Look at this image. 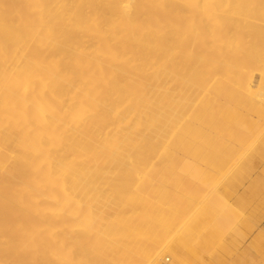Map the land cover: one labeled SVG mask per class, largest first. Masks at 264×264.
Listing matches in <instances>:
<instances>
[{"label":"bare ground","instance_id":"6f19581e","mask_svg":"<svg viewBox=\"0 0 264 264\" xmlns=\"http://www.w3.org/2000/svg\"><path fill=\"white\" fill-rule=\"evenodd\" d=\"M162 73L195 96L211 129L255 132L264 0H0V264H160L164 253L167 264H195L218 252L195 250L220 218L209 223L207 199L225 204L262 162L193 145L192 106L163 161L161 92L170 98L174 87ZM197 196L206 204L195 207ZM217 255L201 264H225Z\"/></svg>","mask_w":264,"mask_h":264},{"label":"rangeland","instance_id":"374dc122","mask_svg":"<svg viewBox=\"0 0 264 264\" xmlns=\"http://www.w3.org/2000/svg\"><path fill=\"white\" fill-rule=\"evenodd\" d=\"M168 22H165V20H164V22L162 23V29H164V28H166V27H168V24H167ZM175 59V57L174 56H172L171 57V61H173ZM165 65H166V57H164L163 58V60H162V67L164 68L165 67ZM259 72L258 71H254L253 72V76H254V80H255V82H258V79H259ZM161 81L165 84V82H167L168 83V85L171 87V86H173L174 87V90H173V93L171 94V96H170V98H167L166 96H165V94H164V91L162 90V92H161V113H160V133H161V137H160V141H161V157H162V160L163 161H168V160H170L174 155H176V152H177V146L174 144V142H175V131L177 130V127H178V124H179V121H178V116L180 115V113H182L183 112V110L185 109V108H187V106H192L193 108H195V109H197V111L195 112V115L193 116V122L195 123V132H194V137H193V140H192V143H193V145H195V146H200V145H203V146H206V147H208L211 151H214V152H216V153H220L221 151L222 152H229V153H233V152H235V151H237V152H239V154H241V156L243 157V156H249V155H251V156H255L256 157V159L258 160L257 162H259V161H261L262 162V165L259 167V168H261L262 170H264V168H263V166H264V122L261 124V122L262 121H264V114L262 115V114H260V113H258L259 115H257V114H255L253 117H254V125H255V123H257L258 122V124H257V126L259 125V124H261V125H259L260 127L258 128H256L255 129V132H254V130L252 131V129L250 128H247V126H242V127H246L245 128V130H247V131H245L244 130V128H243V130L245 131V132H242L241 131V128H240V131L239 130H237L235 127L233 128V130L232 131H228V130H226V131H222V130H219V129H217V128H215V129H211V127L205 122V120H204V118L201 116V111L197 108V106L199 105V101L197 100V99H195V96L189 101L185 96H183V95H181V94H179V93H177V92H175V90H177V84H176V82L175 81H172L171 79H170V77L168 76V75H166V73H162V75H161ZM188 86H187V84H185L184 85V87H183V89H185V88H187ZM201 103L202 104H205L206 102H204V101H201ZM202 104L200 105V106H202ZM259 116H261V117H259ZM259 117V119L257 120V118ZM261 118V119H260ZM255 119H256V121H255ZM261 120V121H260ZM256 127V126H255ZM228 163V165H226L227 166V168H229V170H230V168L232 169V167H233V164H232V162L230 161V162H227ZM261 169H259V170H261ZM259 171V173L260 174H262V175H260V177H258L259 176V174H257V172H253L252 173V176H256L255 177V179H254V177H250V179H245L244 180V182H242L243 184H241L240 186H238L237 187V190H238V194H236V193H233V195L231 194L230 195V197L229 196H227L228 197V199H222V201H224V203L225 204H222V202H221V198H224V197H220V199L218 198H216V197H213V198H215L216 199V201H215V199L213 200V198H211L210 196H209V198H211L212 200L211 201H213L214 202V204L212 203V202H209V199H207L208 200V205H210V207H211V210L212 209H214V210H216V211H223L224 209L226 210V211H224V213L223 212H220V213H218V212H213V210L212 211H210L209 209H210V207L208 208V207H206V208H208V210L210 211V212H212V213H210L207 209V216H208V220H209V223H213V222H211V220L212 219H214L215 218V214L217 213V215L219 214V216H220V218L217 216V218H218V221H219V219L220 220H222V221H219L220 223H221V226L223 227V228H221V226H220V224L218 225L217 224V222H215V220H217V218L214 220V223L213 224H211V227L213 226V228H211V229H213V230H211L212 232V234L211 235H213L214 236V232H216V233H218L217 235H222V236H220V237H214V238H216V239H213V236L211 237L212 239H210L209 238V240L207 241V243L206 242H204V243H197L196 244V246H195V248H197V249H195L198 253L199 252H201L202 250L201 249H203L204 250V247H207V249H209V250H211L212 248H213V246H214V250H216V251H218L217 253H218V255L221 253V255H217V253H215V251H213L215 254H213L212 255V251L208 254V253H205L204 251H202L201 252V255H202V257H205L206 256V258H202L200 255H198L199 257H201L202 259H199L200 260V262H199V260H195V259H193V263H195V264H201L202 263V261L201 260H210V261H212V262H215V260H214V258H216V256L215 255H217V258L218 257H220V258H223L224 259V263L225 264H229L231 261H229L230 259L231 260H233L234 261V264H240L241 263V260L238 262V261H236V260H238V258L239 259H241V258H245L246 256H247V254H249L248 256L250 257V256H252L251 257V259L252 260H250V258H248V256L245 258V259H247V260H245V262H244V260H242L243 262V264H246L247 262L246 261H252L251 262V264H264V262H260L259 263V261L258 260H260V261H263L262 259H260V258H264V256H263V254L262 253H264V251H262V253L261 252H259L260 250H264V237H262V236H264V235H262V234H264V205H262V204H264V189H263V187H264V180L262 179V178H264V174L262 173V172H264V171ZM255 173V174H254ZM263 176V177H262ZM252 178V179H251ZM257 178V179H256ZM263 180V181H261V186H262V189H261V191H259L258 193V195H256L257 194V191H252V192H254V196L255 197H253L251 200H247L246 199V195H248L247 194V192L249 193V194H251L250 192V190L248 189V187L249 188H251V186H252V180ZM250 180V181H249ZM242 187H245L246 188V191H245V188H242ZM247 189L250 191H247ZM244 190V192H241V191H243ZM241 192V193H240ZM262 192V193H261ZM242 193H244L245 194V197L243 198V196H244V194H243V196L241 195ZM253 194V193H252ZM251 194V195H252ZM235 195H238V196H236L235 197ZM240 195H241V197H240ZM215 196V195H214ZM185 198H186V196H184ZM183 197V198H184ZM194 197H196V196H194ZM198 197V196H197ZM217 197H219V196H217ZM234 197V198H233ZM239 197V199L238 200H236V198H238ZM248 197H250L251 198V196H249L248 195ZM184 198V199H185ZM198 198H200V199H202V200H197ZM198 198H196V199H192L194 202H193V204H195L194 206L196 207V206H199V204H196L198 201L200 202V204H202V202L204 201V204H206L205 203V201L207 202V200H205L206 198H208V196H206V198L205 197H198ZM233 198V200L234 201H232L231 199ZM250 198H248V199H250ZM186 199H189V198H186ZM204 199V200H203ZM240 199H242V202H245L246 204V206L242 203V202H240L241 200ZM191 200V201H192ZM220 200V201H219ZM226 200H227V202H226ZM236 200V201H235ZM196 201V202H195ZM202 201V202H201ZM229 201V202H228ZM246 201H250V202H246ZM252 201V202H251ZM258 201V202H257ZM219 202V203H218ZM220 202H221V205L223 206V207H225V206H227V207H225L224 209H223V207L220 205V209L219 210H217V208L215 209L214 207L215 206H219V204H220ZM231 202L232 203H234V204H231ZM238 202H240V203H238ZM209 203H212V204H209ZM218 203V205H216ZM226 203H228L229 204V206H228V204H226ZM236 203H238V205H236ZM249 203V204H248ZM259 205V207L257 208V209H260V210H257L255 207H256V205L257 204ZM259 203H261V204H259ZM240 204V205H239ZM248 204V205H247ZM252 205V207L250 208V206ZM255 204V207L253 206ZM234 205H236V206H240V207H234ZM244 205V207H242ZM257 205V206H258ZM201 206V205H200ZM204 206H206V205H204ZM263 206V207H262ZM213 207V208H212ZM228 207H229V209H228ZM232 207H233V210H232ZM246 207V208H245ZM219 208V207H218ZM231 208V209H230ZM240 208H241V211H240ZM245 208V209H244ZM249 208V209H248ZM253 208H255V209H253ZM253 210V211H251V210ZM250 210V211H249ZM255 210V211H254ZM256 211H259V212H256ZM244 212V213H243ZM251 212V213H250ZM254 212H256V213H259V214H256V213H254ZM261 212V213H260ZM215 213V214H214ZM222 213V214H221ZM250 213V214H249ZM224 214H226V216L224 215ZM254 216H253V215ZM222 215H223V217H225V218H222ZM250 216V219L248 218L249 216ZM255 215L256 216H259V217H255ZM247 216V217H246ZM255 218V220L256 221H254L253 220V217ZM211 217V218H210ZM241 218H242V220H241ZM247 218V219H246ZM211 219V220H210ZM224 219V220H223ZM246 219V220H245ZM249 220V223L247 222ZM251 220V221H250ZM252 220L254 221V222H252ZM246 221V222H245ZM218 222V223H219ZM241 222H243V224L241 223ZM252 222V223H251ZM223 223V224H222ZM240 223H241V225H240ZM250 223L252 224V225H250ZM215 224V225H214ZM217 224V225H216ZM246 224V225H245ZM257 224V225H256ZM244 225V226H243ZM214 226H218V228L214 231V229L216 228H214ZM242 226V227H241ZM251 226V227H250ZM224 227H225V229H224ZM250 227V228H249ZM221 228V232H223V233H219V230L218 229H220ZM226 228H227V230L230 232H228L227 230H226ZM247 228H248V230H247ZM223 229H224V231H223ZM245 229V230H244ZM226 230V231H225ZM259 230V231H258ZM226 232V233H225ZM215 233V234H216ZM223 234H224V237H227V238H225L224 239V237H223ZM233 235V236H232ZM236 236V238H235V236ZM260 235H261V239L259 238L260 237ZM231 237V238H230ZM220 238V239H219ZM229 238V239H228ZM260 240H259V239ZM218 239L220 240V241H218ZM232 240V242H231V240ZM234 239L237 241H234ZM254 239H255V241L256 242H258L257 243V245H256V242L254 241ZM210 240H211V243L212 244H209L210 243ZM215 240V241H214ZM225 240V241H224ZM230 241V243L229 242H227V241ZM252 240L254 241V242H252ZM212 241H214L215 243H213ZM224 241V242H223ZM209 242V243H208ZM219 242V243H218ZM225 242H226V244H225ZM216 243H217V245H216ZM227 245L228 247H229V251L231 252V256L232 257H234V255L235 254H238V255H236L235 257H236V260H234L230 255H229V252H228V250H227V248H226V250L225 251H221L219 248H220V246L221 245ZM234 243V244H233ZM252 243H254L255 245V247L252 245V247H251V245L250 244H252ZM219 244V245H218ZM231 244V245H230ZM213 245V246H212ZM232 245H234L233 247H232ZM259 245V246H258ZM200 246V247H199ZM215 246H216V248H215ZM258 246V247H257ZM203 247V248H202ZM219 247V248H218ZM230 247L231 248H234V249H232V251H231V249H230ZM239 247V248H238ZM254 247V248H253ZM259 247L261 248V249H259ZM255 248H256V251H255ZM200 249V250H199ZM206 249V248H205ZM219 249V250H218ZM240 249V252L238 251ZM259 249V250H258ZM236 250V251H235ZM241 250L242 251H244V250H246V251H244L245 253H243V252H241ZM206 251V250H205ZM252 251V252H251ZM258 251V255H260L261 254V256L262 257H260V256H255V255H257L256 254V252ZM204 252V253H203ZM207 252H209V251H207ZM220 252V253H219ZM226 253V256H229V258L228 257H224L225 256V253ZM235 252V253H234ZM251 254H250V253ZM254 252H255V255H254ZM228 253V254H227ZM242 255V256H240V254ZM200 254V253H199ZM204 254V255H203ZM234 254V255H233ZM164 255H167L168 257H170V259H171V256H170V254H168V253H164ZM246 255V256H245ZM209 256H211V257H209ZM213 256H214V258H213ZM239 256V257H238ZM255 256V257H254ZM210 259H209V258ZM231 257V258H230ZM234 257V258H235ZM170 259H168V260H166V261H163L162 262V259L161 260H159L158 262L160 263V264H167L169 261H171ZM256 259V260H255ZM196 261V262H195ZM198 261V262H197ZM232 261V262H233ZM256 261H257V263H256ZM212 262H211V264H212ZM227 262V263H226ZM236 262H238V263H236ZM250 262H248L249 264H250ZM241 263V264H242ZM231 264V263H230ZM233 264V263H232Z\"/></svg>","mask_w":264,"mask_h":264}]
</instances>
